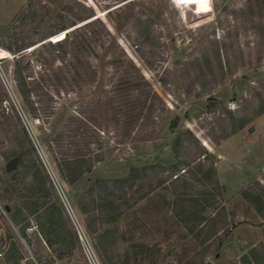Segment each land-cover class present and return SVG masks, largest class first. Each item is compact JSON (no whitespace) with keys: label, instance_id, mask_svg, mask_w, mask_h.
<instances>
[{"label":"rangeland","instance_id":"obj_1","mask_svg":"<svg viewBox=\"0 0 264 264\" xmlns=\"http://www.w3.org/2000/svg\"><path fill=\"white\" fill-rule=\"evenodd\" d=\"M91 13L94 16L87 21L100 20L88 34L95 53L83 57L76 70L64 69L68 61L61 63L56 48L41 50L43 56L56 58L51 60L52 66L45 65L48 75L62 66L60 73L69 77L67 93L53 97L57 110L48 114L55 121V132H64L62 150L55 145L48 150L41 139L43 133L52 134L45 119L29 117L15 83L13 94L8 79L0 80V177L12 159L3 154L13 146L18 120L45 173L43 163L59 176L56 160L68 147L66 136L75 135L69 130L83 129L77 132L75 144L82 146L84 136L92 142V153L102 148L105 162L96 164L74 188L64 183L73 203V195L87 186V177L122 176L133 164L169 168L176 162L171 151L175 132L189 130L198 144L186 143L181 150V158L189 164L180 166L184 169L179 173L202 179L204 170L212 166L218 185L189 181L192 186L187 187V195L192 197H182L197 198L200 204L196 206L188 201L173 205L175 194L181 195L184 189L168 182L139 201L119 222L125 238L132 236L138 244L134 250L139 255L137 260L131 258V264H241V257L251 248L264 246V215L243 196L248 192L264 198V0H0V55L7 56L3 46L12 45L14 36L54 43L66 31L50 33L77 23L67 29L71 31L87 22L78 18ZM35 64L34 78L40 68ZM1 68L13 79L12 59L2 60ZM120 78H130L137 84L134 93L147 96L128 137L112 124L108 107L109 90ZM51 90V85L42 89L48 94ZM69 116L85 125L78 122L69 127ZM174 117L178 118L177 128L169 130ZM204 151L207 156L202 155ZM198 163L203 167L196 169ZM165 176L167 172L156 178ZM205 190L209 192L207 202L198 194ZM184 209L201 210L199 223L185 222L195 226L192 233L182 224ZM213 216L216 224L212 231L205 220ZM0 224L3 242V234L10 233L11 227L1 211ZM92 237L95 241L96 235ZM217 237L222 238L220 244ZM31 239L36 260L53 258L44 241L37 236ZM118 247L121 252L124 246ZM53 264L87 263L78 246Z\"/></svg>","mask_w":264,"mask_h":264},{"label":"trees","instance_id":"obj_2","mask_svg":"<svg viewBox=\"0 0 264 264\" xmlns=\"http://www.w3.org/2000/svg\"><path fill=\"white\" fill-rule=\"evenodd\" d=\"M93 16L94 14L91 13L78 19L79 22H82ZM26 19L27 15H24V21ZM96 22L100 23V20L95 18L87 21L71 31H67V29L74 27L77 23L62 25L58 30L49 34V36H52L66 31L64 37L54 43L50 41L41 43L44 39L39 41L23 40L18 36H14L12 45L3 46L5 50L11 52L14 56L12 59V75L16 91L25 111L32 119L39 120V116L43 117L48 124V129L52 134L43 133L41 139L50 151H52V145L61 150L63 148L64 132H55V121H51L48 114L52 115L57 110L53 106V97L58 98L61 93H67L69 84L66 81L69 77L60 73L62 66L50 70V75H48L49 72L45 65L52 66V61H55L56 58L55 56L49 58L43 56L41 50L56 48L57 58L61 59V63L63 64L66 59L68 61L64 69L66 71L76 70V64H81L83 57L95 53L90 45L93 41L90 40L88 34L90 28L94 27ZM27 49H30V51L26 52ZM33 63L40 67L36 78H34ZM70 77L73 81H77L74 75ZM47 85L52 87V93L50 94L42 91L43 86ZM136 85V82L130 78H120L112 84L109 90L110 121L114 126L121 128L124 137H128L139 120L147 101V96L141 98L134 93ZM67 121L69 127L78 122L81 126L85 125L83 121L73 116H69ZM17 124L15 126L16 131L11 139L13 146L3 154L7 160L18 156L17 167L11 171H4L2 177H0V203L3 204L4 208H7L5 211L10 222L15 226H19L22 231L24 223L27 225L29 217L34 219L45 245L53 256L48 260L39 258L37 263L53 264L55 259L61 260L69 256L79 245L69 229L60 200L39 162L33 143L19 120ZM177 125L178 118L174 117L169 121L168 129L175 130ZM240 125H242V122ZM79 130L83 129L78 128L67 131L75 135L66 136L68 147L64 152L59 153V158L56 160L59 176L70 188H74L86 175L92 173L96 164L103 163L106 159L101 147L98 148V152L92 153L89 148L92 142L85 141L84 136L81 138L83 139L82 146L75 144L74 140H76V134ZM186 143L197 145L198 141L189 130L176 131L171 144V151L176 162L169 168H164L159 164L142 166L133 164L128 167L122 176L111 178L87 177L85 189L81 193L73 195L74 205L83 218L87 231L91 235H96L95 244L105 264H131V258L137 260L139 254L134 249L138 244L132 236H129L128 239L125 238V235L119 230V222L126 219L136 204L144 200L157 187L164 185L166 182L171 186L180 185L184 191L181 195L175 194L173 205L188 201L196 206L200 204L197 198H187L186 200L182 197L188 196L187 190L189 189L187 187L192 186L189 181L194 180V182L203 185L206 180L213 181L212 183L218 185L215 170L212 166L204 170L202 179L197 176H185V174L179 173L184 169L180 166H188L189 164L180 155ZM202 155L207 156V153L204 151ZM202 167V163L196 164V169ZM163 172H167V176L157 179V175ZM144 186H146V190H144ZM198 194L203 196L204 202H207L208 190L201 191ZM243 196L254 204L256 211L261 216L264 215V210H261L262 207L264 208L263 196L259 194L252 196L248 192H244ZM200 212L201 210L188 209H184L182 212V224L188 232L192 233L195 226H189L185 223L186 220L198 222L199 217H197V214ZM215 216L205 220L209 224L208 230H214ZM202 231L203 228H200L198 234L200 235ZM2 239L4 241L1 248H6L5 260L7 262L20 260L21 254L18 252V248L8 230L3 234ZM206 239L205 236L202 243ZM217 240L220 244L222 238L217 237ZM119 244L124 246L121 252H119ZM240 263L264 264V246L259 245L251 248L246 255L241 257Z\"/></svg>","mask_w":264,"mask_h":264},{"label":"built area","instance_id":"obj_3","mask_svg":"<svg viewBox=\"0 0 264 264\" xmlns=\"http://www.w3.org/2000/svg\"><path fill=\"white\" fill-rule=\"evenodd\" d=\"M0 51H1V48H0ZM6 55L7 56L4 58H2L0 55V80L7 81L8 79L9 81L8 90H10V92L14 94L13 79L10 77V74L9 76L8 75L6 76V74L3 72L1 68L2 60L7 59V58L13 59L12 55H10L9 52H7ZM23 108H21L22 111H23ZM43 164L45 165L46 173L60 200L61 207L65 215V218L68 221L74 233V236L77 240L79 248L85 259V262L87 264H103L98 254L95 241L92 235L87 231L81 215L79 214L76 206L74 205L73 201L69 197V194L67 193L64 182L61 180V178L57 175L56 171L51 166H47L46 163H43ZM0 211H1L2 216L6 219V221L11 227L10 233L12 236V240L15 242L22 256L21 259L17 262H12V261L7 262L4 258V253H5L6 248L5 247L1 248L2 247L1 246L0 247V264H38L37 260L35 259L31 251V247H30V243L32 241L31 238H34L37 236L41 239V241H43L39 233L37 224L33 220L29 219L27 225L24 226L23 231H21L19 226H15L10 222V220L7 217L4 207L0 206Z\"/></svg>","mask_w":264,"mask_h":264},{"label":"water","instance_id":"obj_4","mask_svg":"<svg viewBox=\"0 0 264 264\" xmlns=\"http://www.w3.org/2000/svg\"><path fill=\"white\" fill-rule=\"evenodd\" d=\"M17 162H18V156L12 158L11 160H9V162H7L6 166H5V171H11L16 169L17 167ZM5 209L7 210V208L5 207ZM2 246V242H0V247Z\"/></svg>","mask_w":264,"mask_h":264},{"label":"crops","instance_id":"obj_5","mask_svg":"<svg viewBox=\"0 0 264 264\" xmlns=\"http://www.w3.org/2000/svg\"><path fill=\"white\" fill-rule=\"evenodd\" d=\"M83 219V218H82ZM84 222V221H83ZM67 224L69 225V223H68V221H67ZM85 224V223H84ZM69 227H70V225H69ZM71 228V227H70ZM74 234V233H73ZM75 237V236H74Z\"/></svg>","mask_w":264,"mask_h":264}]
</instances>
